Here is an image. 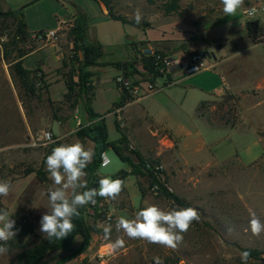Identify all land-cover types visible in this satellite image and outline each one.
I'll return each instance as SVG.
<instances>
[{"label":"rangeland","instance_id":"1","mask_svg":"<svg viewBox=\"0 0 264 264\" xmlns=\"http://www.w3.org/2000/svg\"><path fill=\"white\" fill-rule=\"evenodd\" d=\"M62 1L73 2L85 9L88 25L93 27L89 33L96 34L101 46H105L108 41H118L128 43L127 48L130 49V41L144 37L143 31L163 27L165 31L161 45L165 47L164 50L172 55L206 53L209 60L204 64L208 62L215 67L216 63H221L232 78L234 92L248 90L258 85L264 77V46H261L264 45V0H244L232 16H226L223 12L221 0H177L174 5L172 0H112L113 12L129 23L135 22L132 17L139 9L142 21L137 25L140 28L104 19L93 0H0V10L3 12L23 8V20L29 35L25 42L15 39L14 26L0 17V180L11 181L9 195L0 197V208H6L15 221L28 216L34 224L35 232L43 237L44 234L39 231V222L42 215L50 210L47 189L54 187L46 170V157L52 148L64 143L81 142L86 149L94 151L92 141L80 140L75 135L81 127L92 123L83 122L79 128L72 124L69 126L73 114L66 109L57 112L59 119L56 121L53 114L57 105L48 103V97L38 82L35 94L26 95L11 75V64L19 50L49 44L35 42L31 37L36 33L54 30L58 20L67 14L61 5ZM250 9H254L251 18L246 15ZM78 18L81 19L80 16ZM251 22L258 23L255 33L248 29ZM70 30H66L56 41L65 49L71 43ZM253 44L260 46L253 48ZM52 52V47H47L29 56L23 62L24 67L32 69L41 56L51 58ZM249 62L255 67L251 75L247 72ZM134 65L140 67L138 62ZM67 70L64 69L62 73ZM94 75L99 82L111 74L100 71ZM189 80L182 85H194L197 89L186 91L180 85L138 105L148 111L155 122L157 120L173 130L182 128L187 132L181 141V156L184 161L195 165L185 166L180 163L175 154L176 141L173 140V145L168 147L159 142L166 150L158 157L154 142L145 140L144 148L140 149L143 156L159 161V170H155V174L168 192L183 203L176 204L159 197L153 188H148L145 177L140 179L145 190V195L141 197L135 177L127 172L129 166L111 148H107L105 155L109 164L93 169L92 161L85 169L87 183L93 177L95 181L105 176H123V191L115 201L102 198L97 209L96 203L94 207L85 206V222L93 232L89 247L83 254L64 261L80 246L81 238L76 237L69 250L48 254L40 264H154V257L162 258L164 264H240L241 248L255 249L262 253L260 260H252L248 264H264V232L254 236L249 228L251 213H255L264 222L262 163L244 165L235 158L218 163L236 154L241 155L244 147L251 143L250 134L242 136L222 129L223 124L219 122V117L227 113L236 116L237 125L242 122L241 115L246 117L247 113V91L242 95L233 94L228 86L219 96L212 97V93L221 86L217 70L201 72ZM99 86L103 89L97 91L93 108L104 114L117 88L111 77L108 83ZM59 93L58 89H54L50 96L58 99ZM222 96L235 98V111L229 110L231 104L221 100ZM209 98L196 112L198 103ZM237 98L243 101L239 103ZM77 111L81 115L84 110L78 107ZM126 112L129 121L141 118V111L137 107H129ZM256 114L257 110H254L249 113V117L255 119ZM103 117L108 142L118 145L116 140L119 134L114 127V117ZM205 120H210L212 128ZM53 122H56L57 128L59 123L65 125L64 134L58 131L52 142L42 144L40 137L44 131H51ZM147 125L143 124L145 130ZM119 126L126 133L127 126L121 121ZM135 127L132 121L130 131L135 130ZM160 136L171 138L166 132ZM126 141L121 146L122 154L134 161L133 153L139 148L133 142ZM29 169L34 172L27 174ZM121 171H124L122 175ZM149 205H156L163 210L194 207L200 219L194 221L188 232L183 234V242L175 250L144 240L129 239L122 231L116 230L115 224L120 217L133 219L140 209ZM109 223L113 226L111 239L105 240L103 228ZM119 237L124 239L125 246L115 252L111 250L104 259L99 258V252L110 248V243ZM17 253V250H8L6 254L0 255V264H18Z\"/></svg>","mask_w":264,"mask_h":264},{"label":"trees","instance_id":"2","mask_svg":"<svg viewBox=\"0 0 264 264\" xmlns=\"http://www.w3.org/2000/svg\"><path fill=\"white\" fill-rule=\"evenodd\" d=\"M98 3H101L107 11V15L111 20L119 21L121 23H129L123 17L116 15L113 12L112 0H93ZM177 0H172L173 5ZM21 9L11 10L9 9L6 12L0 10V17L4 21H9L10 26L15 28V39L20 41H27L29 35L26 31V25L23 20V14ZM132 26L140 28L136 22L129 23ZM70 37L72 43V52L74 56L68 58V63L70 68L62 76L65 83L67 92L63 96L62 101L55 104L48 100L50 105H57L56 110L54 111L53 117L57 121V112H60L62 108H65L69 111H73L79 104L82 105L85 113L88 116V121L90 124L86 127H81L76 132V137L80 140L89 139L95 145L94 147V159L92 162L93 169L95 167L100 168L99 155L102 152H105L107 148H111L115 154L120 158V160L126 163L129 168V174L134 177H145L148 182V188L157 187V194L159 197L165 198L172 203L180 204L183 203L177 196L168 192L167 188L160 181V178L152 170L154 165H159V161L153 160L151 158H144L138 152H134V161L129 160L124 157L122 154L123 148L122 144L126 143V137L121 132L119 122L117 119H114L115 130L120 132L121 138L118 141V145L115 143H110L107 141V130L103 122V118L99 114L94 113L91 108V101L93 98V86L92 78L93 73L88 69L90 67L100 65L97 61L103 55L102 47L98 43H89L85 41V25L83 24L82 19L77 18L74 20V25L70 30ZM130 47H135L134 60L132 63H126V69L122 71V75L128 79H134L136 75L141 76L144 80L153 81L154 79V57L149 54H144L137 50L138 45L136 43L129 44ZM34 48L30 47L28 50L22 51L19 50L15 59L11 64V75L18 82L20 88L23 89L26 95L35 94V85L37 82L40 83L42 90L47 91L48 85L43 80V75L36 69L34 71H29L23 68L22 58L30 53ZM77 52L81 53V59L77 57ZM135 62H138L142 71H139L135 67ZM74 64H77L76 68L73 67ZM67 65H64L66 67ZM117 68H121V64H113ZM39 74L40 77H36ZM118 87V86H117ZM119 88V87H118ZM224 102L230 103V111L233 112L235 108V98L233 96H222L220 97ZM132 98L124 91L121 90L119 99L113 104L114 108H120L125 103L130 101ZM100 119V120H99ZM210 124V120H207ZM219 122L223 125H234L236 124V116L230 113L222 115L219 117ZM34 170L29 169L26 173H33ZM39 176L40 173L36 172ZM126 174V173H125ZM161 174V173H160ZM112 179H115L114 177ZM94 182V177L88 183V186L91 187ZM141 197L145 195V190L140 188ZM102 200L101 197H97V205ZM80 216L74 218L73 223L76 225V228L72 234L62 240L49 241L45 237L37 234L35 232L34 224L29 220L28 216H24L19 220H16L15 228L19 229L15 239L8 241L7 248L8 250H17L16 262L18 264H40L41 261L48 255L54 252H64L69 250L74 239L76 237L81 238L80 246L71 252L64 261H69L77 256L83 254L89 247L91 241V235L93 230L88 227L85 222V206L79 209ZM240 251H249L251 253L249 261H257L261 259L262 253L249 248H241ZM248 261V262H249ZM242 264L241 259L238 261Z\"/></svg>","mask_w":264,"mask_h":264},{"label":"crops","instance_id":"3","mask_svg":"<svg viewBox=\"0 0 264 264\" xmlns=\"http://www.w3.org/2000/svg\"><path fill=\"white\" fill-rule=\"evenodd\" d=\"M62 2H61V5L64 7L65 12L67 14L65 17H63L62 19H59V20H69V19L75 20L76 18H78L80 16L82 21H83V24L85 25V41L89 42V43H98L101 46V44L99 43V41L97 39L96 34L94 32L89 33L90 29H92L93 27L88 25V17H87L85 9L79 7L78 5H75L73 2H68V1L63 2V3ZM93 2L98 6V11H99L100 16L103 17L104 19L111 20L108 17L107 11L104 8V6L101 3H98L96 1H93ZM56 28H57V26L54 29H56ZM164 31H165V29L163 27H158L157 29L154 28V30L149 29V30L143 31L144 37L138 38L135 41H130L129 44L136 43L138 45L137 50L139 52L142 50V48H149V49L156 50V51L167 52L166 50H164L165 47H163L161 45L162 41L164 40V37L162 36ZM127 44L128 43H119L118 41H108V43L105 46H101L102 50H103V55L97 61L100 65L90 67L88 69L89 71H91L93 73V78H92L93 98L91 101L92 110L94 111V113L99 114L101 116V118H104L103 116H105V115H111L114 117V119L116 118L119 123L121 121L122 124L126 125L127 126L126 127V129H127L126 133L120 127L121 132L125 135L126 140L133 142L136 145V147L139 148V150L135 151V152H138L141 156H143V153L141 152L140 149L144 148L145 140H149L151 142H154V146L157 149V151L155 153L157 157L160 156L164 150H166L165 148H163V146L159 145V142L161 144L163 143L162 145H164L165 147H168L169 145H173V141H176V152H175V154H176V157L178 158V160L180 161V163L185 165V166L195 165V164H191V163L184 161L182 156H181V147H182L181 141H182V138L184 139V137H185L184 133L187 134V132H185V130L182 128L177 129V130H173L170 127H167L168 125L165 126V124L163 122H159L157 120L155 122L154 117L151 114H149L148 111H145L144 108L138 107V105L140 103H144L146 100L152 99L153 97L161 94L164 91H168L173 87L180 86V85L184 84L185 82H187L189 79L193 78L194 76L189 78L188 80L181 82V83L166 87V88L161 89V90H159L153 94L147 95V96H145L139 100L131 99L130 101L125 103L120 108H114L113 107V104L119 99L120 94H121V89L118 88L117 85L115 84V86L117 88L115 90L116 92H113L114 90H112V88L107 87L108 90L110 89V91L113 92V97H112V100L110 102V105H109L106 113L101 114L93 108V104L95 102L97 91L103 89L99 85L103 86L104 84L108 83L110 80V77L112 79V82H114V78L116 76L122 74V65L123 64L126 65V63H132V59L134 60V54L136 51L135 47H130V49H128ZM68 45L69 46L65 49L64 47H61L60 45H58L56 42L55 43H49L47 45L34 48L30 53H28L26 56H24L21 60L22 66L24 69L29 70V71H34L36 69H39V71L43 75V80L48 85L47 91H46V96L48 97V100L50 102H53L55 104L62 101L63 96L67 92V89H66V86H65V83L63 81L62 76L68 70L64 71L63 73H62V71L66 68L67 69L70 68L69 63H68L69 62L68 58H69V51L72 47V43H69ZM258 46H260V45L253 44L251 47L256 48ZM261 46H264V45H261ZM47 47H52V49H53L51 58H50V56L49 57H47V56L42 57L41 56L39 58V60L36 61V66L33 67L32 69L24 67L23 62L26 58H28L31 55L39 53L40 51H42L43 49H45ZM169 54H170V52H169ZM182 55H185V54L172 55V56H174L176 58H181ZM77 57L79 59H81V53L80 52H77ZM213 60H214V57H213ZM113 64H121V68H117V67L113 66ZM64 65H67V66L64 67ZM214 65H215V63H214ZM76 66H77V64L73 65L74 68H76ZM204 66H205V70L203 72L217 70L218 74L220 75L221 86L217 87V90L212 93V97L219 96L224 90L227 89L228 86L230 87L233 94L236 93L237 95H242L245 91H247V98H246V100H247L246 104L247 105L245 106L246 112H247L246 117H244V114H242L241 115L242 122L240 124L237 125V123H236L234 125H229V126L228 125H222V129L231 130L233 132L241 134L242 136H246V134H250L251 143L244 147V152H242L241 155L236 154L233 157L225 158L224 160H221L218 163H222V162L227 161L229 159L235 158L240 163H242L244 165H258L259 163H262L263 170H264V77H263V80L258 85L251 87L245 91L234 92L233 86H232L233 85L232 84V78L227 73L226 69L222 66L221 63H216L215 67H213L212 64H208V62H207V64H204ZM135 67L139 71H142L140 67L139 68L137 66H135ZM254 69H255L254 64L249 62L248 67H247V72L249 73V75H251L253 73ZM100 71L101 72L107 71L111 75H109L106 80H99V82H98V81H96L94 74L97 72H100ZM158 83H161V81H158ZM182 86H184L183 88L187 89L186 91L197 89L194 85H186V86L182 85ZM54 89H58L60 91V93H59L60 97L58 99H52L50 96L51 91H53ZM261 97H262V99H261ZM211 98L198 103L197 108H196V112L201 105L207 103ZM237 100H238V98H237ZM241 100H242V98L240 100H238L239 103ZM132 106L137 107L141 111V118H133L131 121H129L126 111L129 107H132ZM78 107H82V105L79 104L73 111H70V112H72L73 115L71 117L72 119H70L69 126H71V124H72V125L76 126L77 128H79L83 122L84 123L89 122L88 116L85 113V111H83V114L78 115V111H77ZM63 109H65V108H62V110ZM254 110H257V114H256L257 117L255 119H251L249 117V113L254 111ZM197 116L200 119H202L201 115L197 114ZM132 121H134V123L136 124V127H135L136 129L133 131H130V124L132 123ZM205 121H206L207 125L209 127H211V125L207 122V120H205ZM144 123L148 124L147 125L148 127L146 128L147 130H145V128H143ZM66 127H67V125H66ZM65 129H66L65 125L63 126L62 123L61 124L59 123V125H58L59 134L63 135ZM163 132H166L167 134H169L171 136V138L169 139L167 136L161 137L160 134ZM118 134H119V139H117L116 142H118L121 138L120 132H118ZM136 134H137V137H136ZM107 141H108V138H107ZM143 157L144 158H150V157H145V156H143ZM127 172L129 174L130 168ZM135 179H136L137 185L140 188H142V184L140 181L141 177H137V178L135 177Z\"/></svg>","mask_w":264,"mask_h":264},{"label":"clouds","instance_id":"4","mask_svg":"<svg viewBox=\"0 0 264 264\" xmlns=\"http://www.w3.org/2000/svg\"><path fill=\"white\" fill-rule=\"evenodd\" d=\"M221 3L226 16H232L244 0H221ZM132 18L137 24L141 23L142 13L139 9ZM47 136L51 140L52 133H47ZM94 155V151L86 149L81 142L60 144L47 155L45 166L54 187L47 189L50 210L42 215L39 231L49 241L62 240L74 232L76 225L73 220L80 216V208L95 205L97 197L115 201L123 191L124 181L119 177H101L97 181L98 187L88 186L85 169L93 161ZM10 190L11 181L0 180V197H7ZM11 217L6 208H0V255L8 252V241L15 239L19 231L15 228L16 221ZM199 219L200 214L194 207L163 210L156 205H149L140 209L133 219L120 217L115 228L129 239L144 240L175 250L183 242V234ZM112 227L111 223L104 226L105 240L111 239ZM249 228L252 235L259 236L264 232V222L251 213ZM124 246L122 237L109 245L113 252ZM250 255L249 251L240 253L242 264H248ZM154 264H164V260L154 257Z\"/></svg>","mask_w":264,"mask_h":264},{"label":"built area","instance_id":"5","mask_svg":"<svg viewBox=\"0 0 264 264\" xmlns=\"http://www.w3.org/2000/svg\"><path fill=\"white\" fill-rule=\"evenodd\" d=\"M247 17L254 16V9H250L246 12ZM74 25V20H59L57 23V28L47 32H40L33 34L31 39L38 43H55L64 32L68 29H72ZM72 49V47H71ZM70 49L69 57L74 56V52ZM144 54H149L154 57V79L153 81L144 80L141 76L136 75L135 78L128 79L122 74L114 78L115 84L124 90L132 99L139 100L147 95L153 94L166 87L176 85L189 78L200 74L205 70L204 62L209 60V57L204 52H193L189 54L182 55L181 58H176L165 51H156L149 48H142L140 51ZM36 77H40L39 74ZM161 81V83H158ZM40 85V83L38 82ZM51 132L46 130L42 133L40 141L42 144H47L52 142L54 135L52 134L51 140H49L47 133ZM52 133V132H51ZM109 164V159L102 152L100 155V168L105 167ZM153 171L159 170V165H154L152 167ZM157 187H153V191L156 193ZM94 207V205H90ZM111 253V249H105L99 252L98 257L104 259Z\"/></svg>","mask_w":264,"mask_h":264},{"label":"water","instance_id":"6","mask_svg":"<svg viewBox=\"0 0 264 264\" xmlns=\"http://www.w3.org/2000/svg\"><path fill=\"white\" fill-rule=\"evenodd\" d=\"M257 28H258V23H257V22H251V23H249V25H248V29H249L252 33H255L256 30H257ZM125 69H126V65L123 64V65H122V71H124ZM51 132H52V134H53L54 136H57V135H58V128H57V124H56V122H53V123H52ZM123 173H124V171H121V172H120L121 175H122ZM119 178L122 179L123 176H120ZM98 179H99V178H97V179L94 181V183L92 184L91 187H98V183H97ZM91 187H90V188H91Z\"/></svg>","mask_w":264,"mask_h":264}]
</instances>
